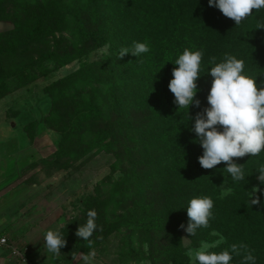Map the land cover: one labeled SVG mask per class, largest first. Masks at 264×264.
I'll return each instance as SVG.
<instances>
[{"label":"trees","instance_id":"obj_1","mask_svg":"<svg viewBox=\"0 0 264 264\" xmlns=\"http://www.w3.org/2000/svg\"><path fill=\"white\" fill-rule=\"evenodd\" d=\"M0 21L13 25L0 32V100L111 46L100 60L46 88L51 104L46 124L60 138L55 163L62 166L63 159L72 167L73 161L102 152L115 158L110 179L99 182L95 194L86 197L83 213L59 229L67 242L88 253L124 229V264H190L180 225L188 223L189 200L208 196L213 216L193 240L222 234L224 242L211 251L235 244L240 254H234L232 264H245L249 253L255 264H264V196L262 204L251 205L249 199L264 152L234 158L243 164L245 180L232 181L224 162L201 167L203 149L190 130V114L195 117L208 106L211 58L219 63L225 54L234 55L258 87L264 83V9H253L236 25L208 0H0ZM135 41L146 42L150 52L119 58L120 49ZM185 48L203 50L194 98L201 104L178 110L169 89L178 65L169 60ZM224 181L230 183L228 194L218 188ZM89 210L97 212L91 248L76 236Z\"/></svg>","mask_w":264,"mask_h":264},{"label":"clouds","instance_id":"obj_2","mask_svg":"<svg viewBox=\"0 0 264 264\" xmlns=\"http://www.w3.org/2000/svg\"><path fill=\"white\" fill-rule=\"evenodd\" d=\"M209 6H214L222 13L232 18L239 25L250 17L253 9H264V0H208ZM264 27V26H262ZM261 28V27H260ZM150 52L146 42H133L132 46L121 48L118 54L123 58L131 53L140 57ZM203 50L185 48L182 54L172 61L178 67L173 68L169 89L174 94V103L179 109H189L190 106L199 107L201 101L194 99L199 91L197 80L202 71ZM209 63L214 65L207 73L213 77L210 91L207 96L208 106L195 117L190 114L194 125L190 128L196 134V140L200 143L203 154L198 158L204 169H213L222 162L223 169L230 174L232 181L245 180L243 164L234 158H242L246 155L256 157L264 152V83L260 87L257 80L245 72V64L242 59L234 55L225 54L219 63L213 57ZM258 173V184L253 185L249 193L251 205L262 204L264 196V164L255 170ZM223 194L230 192V187L221 185ZM264 206V204H262ZM214 201L208 196H195L188 202V223L180 227L189 234L196 235L198 229L207 228L210 218L213 216ZM87 220L76 231V236L92 247L94 231L97 229L95 210L87 212ZM66 245L65 237L58 229H49L44 234V247L47 253L59 256L61 249ZM214 245L202 243L198 249L189 250L187 255L190 264H232L234 254L239 255V248L233 244L229 249L220 252L211 251ZM96 256L95 250L89 251L83 256L84 264H93ZM245 264H255V257L249 253L243 258Z\"/></svg>","mask_w":264,"mask_h":264},{"label":"rangeland","instance_id":"obj_3","mask_svg":"<svg viewBox=\"0 0 264 264\" xmlns=\"http://www.w3.org/2000/svg\"><path fill=\"white\" fill-rule=\"evenodd\" d=\"M12 27L11 23L0 21V32ZM110 49L111 46L106 45L93 51L82 59L54 70L49 77L39 78L13 90L0 100V138L6 139L8 150L30 147L36 150L37 157L39 156L36 157L35 163L24 167L23 174L25 227L22 234H37L35 244L41 252L31 255V258L42 257L52 264H84L83 256L87 253L78 252L75 245L67 241L59 256L47 253L44 234L49 229L59 230L83 213L86 197L95 194L99 182L110 179L108 177L111 176L115 158L112 154L102 152L91 154L84 161H73L72 167H66L63 159L60 162L62 166L55 163L60 138L59 134L46 124V117L51 109L46 88L54 81L70 75L83 64L100 60ZM118 174L119 171L112 177V181ZM258 183L257 180L253 185ZM222 184L224 188L230 187L229 181ZM222 184L219 185V190ZM126 237L123 229L122 232L111 234L104 239L102 244L93 248L96 252L93 264H124L120 258V250ZM181 237L187 253L190 249H198L202 243L215 247L224 242L223 235L218 233L213 234L210 240L197 243L193 236H189L184 230ZM144 264L149 262L145 261Z\"/></svg>","mask_w":264,"mask_h":264},{"label":"crops","instance_id":"obj_4","mask_svg":"<svg viewBox=\"0 0 264 264\" xmlns=\"http://www.w3.org/2000/svg\"><path fill=\"white\" fill-rule=\"evenodd\" d=\"M8 148L6 139L0 138V231L10 238L21 256L12 254L9 248L0 247V264H52L42 257L31 258L37 252L41 253L35 244L37 234H22L25 227L24 167L35 163L38 154L30 147L11 151Z\"/></svg>","mask_w":264,"mask_h":264},{"label":"built area","instance_id":"obj_5","mask_svg":"<svg viewBox=\"0 0 264 264\" xmlns=\"http://www.w3.org/2000/svg\"><path fill=\"white\" fill-rule=\"evenodd\" d=\"M0 247L9 248L12 254L16 256H21V252L18 248H16L10 238L6 234H2L0 231Z\"/></svg>","mask_w":264,"mask_h":264}]
</instances>
